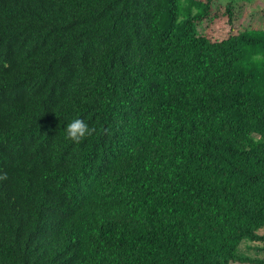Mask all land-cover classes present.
Segmentation results:
<instances>
[{
    "label": "trees",
    "instance_id": "obj_1",
    "mask_svg": "<svg viewBox=\"0 0 264 264\" xmlns=\"http://www.w3.org/2000/svg\"><path fill=\"white\" fill-rule=\"evenodd\" d=\"M200 1L0 0V264H264V25Z\"/></svg>",
    "mask_w": 264,
    "mask_h": 264
},
{
    "label": "rangeland",
    "instance_id": "obj_2",
    "mask_svg": "<svg viewBox=\"0 0 264 264\" xmlns=\"http://www.w3.org/2000/svg\"><path fill=\"white\" fill-rule=\"evenodd\" d=\"M228 1H234V5L240 6L241 13L240 18L238 20L239 29L249 26L251 30L258 29L261 27V25H264V0H219L221 2V5L226 4ZM201 4H203L204 0L200 1ZM199 8H196L194 11L197 12ZM218 10V9H217ZM254 14H250V13ZM224 18H220L217 20V24H209L211 27L214 26V31L216 33H219L218 35H222L227 28L223 25ZM201 25V23H199ZM252 244V243H251ZM252 246H255L252 244ZM242 250H245V252L249 253L250 255H258L263 256V253L261 251H256L254 247L252 249H247V244L243 243L241 246Z\"/></svg>",
    "mask_w": 264,
    "mask_h": 264
},
{
    "label": "clouds",
    "instance_id": "obj_3",
    "mask_svg": "<svg viewBox=\"0 0 264 264\" xmlns=\"http://www.w3.org/2000/svg\"><path fill=\"white\" fill-rule=\"evenodd\" d=\"M96 131L95 127H90L83 119L78 118L67 124L66 138L78 144L86 137H91ZM7 179V173L0 171V181Z\"/></svg>",
    "mask_w": 264,
    "mask_h": 264
}]
</instances>
